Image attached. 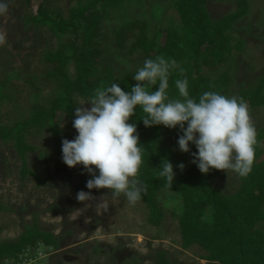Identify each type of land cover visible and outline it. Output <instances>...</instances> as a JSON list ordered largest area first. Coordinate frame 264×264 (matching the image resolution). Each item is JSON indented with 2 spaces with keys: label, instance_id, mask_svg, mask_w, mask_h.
<instances>
[{
  "label": "trees",
  "instance_id": "obj_1",
  "mask_svg": "<svg viewBox=\"0 0 264 264\" xmlns=\"http://www.w3.org/2000/svg\"><path fill=\"white\" fill-rule=\"evenodd\" d=\"M25 1L27 7H31L33 0ZM36 1L37 11L26 14L25 27L48 30L57 40V46L47 49L44 54L46 84H40L31 75L23 78L32 92L24 120L8 125L0 123V141L15 139L20 153L32 150L24 135L31 128L37 131L49 129L55 147L61 149L65 135L59 118L64 115L74 120L80 100L88 101L96 89L106 88L114 82L130 91L131 85L138 83L132 76L148 58L164 56L177 62L178 69L173 70L169 77L170 98H180L175 81L185 78L189 81L190 95L195 99L205 91L235 96V76L230 71L222 72V69L234 52H241L244 48L243 41L234 42L230 30L249 13V0H237V10L218 19L211 18L208 0H173L180 17L179 24L154 31L148 19L130 18L126 14L127 0H78L68 9L67 16L60 9L51 8L48 0ZM107 40L113 44L109 47L112 55L107 52ZM126 48L130 55L129 63L128 55L123 51ZM136 59L139 67L133 66L132 61ZM71 65L74 75L70 72ZM217 71L221 73L216 75ZM20 76L15 71L0 80V106L12 96L7 90L8 83ZM48 83L54 86V90L47 98L41 99ZM263 89L264 80L261 79L255 88L242 85L235 97L242 98L252 110L264 106ZM143 115L137 109V116L130 122L137 124L143 145L141 179L147 194L141 202L148 209L149 222L160 225L165 211L162 199L173 197L180 202L178 208L172 210V215L178 219L182 249L199 246L205 251L200 258L211 264H264V230L259 227L264 224V150L260 143L256 147L252 172L247 177L237 175L239 188L226 194L214 186L213 177L219 170L212 169L203 174L192 163V154L179 150L177 141L182 134L179 128L145 127L140 119ZM263 133L257 134L258 141ZM191 149L192 152L197 151L194 145ZM164 159L170 160L174 166L185 165L183 171L178 167L175 169L176 179L172 188L166 187L159 177L158 168ZM23 171L33 174L39 184H44V180L27 167L24 166ZM60 241L61 238L53 233L41 230L37 223L27 226L17 239L0 242V264L32 262L36 259L35 255L30 257L32 251L59 250ZM138 261V258L129 260V264H138ZM155 264L173 263L162 251Z\"/></svg>",
  "mask_w": 264,
  "mask_h": 264
},
{
  "label": "rangeland",
  "instance_id": "obj_2",
  "mask_svg": "<svg viewBox=\"0 0 264 264\" xmlns=\"http://www.w3.org/2000/svg\"><path fill=\"white\" fill-rule=\"evenodd\" d=\"M208 1V11L213 19L237 10V0ZM7 2L8 13L0 16V36L4 38L0 43V80L15 71L21 76L8 83L7 90L12 96L0 106L2 125L24 120L32 92L23 78L31 75L40 84H46L44 54L47 49L57 46V40L48 30L25 27L24 17L37 11L38 1H31V7H27L25 0ZM77 2L48 0L51 8L60 9L65 16ZM249 4V13L230 30L234 42L243 41L244 48L241 52H234L222 69V72L230 71L235 76V96L240 93L242 85L255 88L261 79L264 80V0H249ZM125 10L130 18L148 19L153 31L180 22L173 0H127ZM109 42L107 40L109 45L106 48L112 55L109 47L113 44ZM123 51L128 55L129 63L128 49ZM132 62L133 66L139 67L138 59ZM128 63L126 66L132 67ZM70 72L75 73L72 65ZM217 72L216 75L221 73ZM53 90L51 83L45 85L41 99L47 98ZM80 105L91 107L90 102L84 100H80ZM249 113L257 134L264 132V106L252 108ZM59 122L65 139L74 140L78 133L73 120L62 115ZM24 135L32 150L23 153L17 149L15 139L0 141V242L17 239L27 226L35 223L41 230L61 238L59 250L32 251L30 257L35 255L36 259L26 264H129V260L137 258L138 264H155L162 251L168 254L173 264H211L200 258L205 251L199 246L182 249L178 219L172 215L179 201L171 196L162 199L164 218L159 226H155L149 222L145 203L139 201L131 206L123 197L114 198L106 189H87L86 183L91 175L82 166L70 168L63 162L62 147H55L49 129L37 131L31 128ZM260 148L264 150V136ZM24 166L39 175L44 184H39L33 174H25ZM213 182L226 194L235 192L240 185L237 174L226 170H219ZM81 190L91 192L93 198L80 202L77 194ZM259 227L264 230V224Z\"/></svg>",
  "mask_w": 264,
  "mask_h": 264
},
{
  "label": "clouds",
  "instance_id": "obj_3",
  "mask_svg": "<svg viewBox=\"0 0 264 264\" xmlns=\"http://www.w3.org/2000/svg\"><path fill=\"white\" fill-rule=\"evenodd\" d=\"M8 10L7 0H0V16ZM3 40L0 36V43ZM178 67L175 60L164 56L145 59L132 76L138 83L131 85L130 91L114 82L95 90L87 101L90 108L81 107L85 103L75 108L73 127L78 134L74 140L62 141V160L70 168L82 166L91 175L87 189H106L131 206L147 194L141 179L143 145L137 124L130 122L137 116V109L144 114L140 119L145 127L179 128V150L191 153L192 163L203 174L216 169L247 177L252 172L260 141L247 103L216 91H205L195 99L186 78L175 81L180 98H170L169 77ZM177 167L185 169L183 163L174 166L164 159L158 168L166 187L172 188ZM92 198L91 192L81 190L77 194L80 202Z\"/></svg>",
  "mask_w": 264,
  "mask_h": 264
}]
</instances>
